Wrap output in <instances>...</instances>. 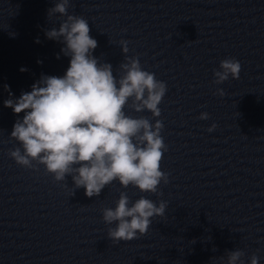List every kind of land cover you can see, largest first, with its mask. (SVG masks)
I'll return each instance as SVG.
<instances>
[{"label": "clouds", "instance_id": "clouds-1", "mask_svg": "<svg viewBox=\"0 0 264 264\" xmlns=\"http://www.w3.org/2000/svg\"><path fill=\"white\" fill-rule=\"evenodd\" d=\"M69 6L70 0H58L48 10L49 16L59 13L66 19L58 29L45 33L48 39L62 41L64 45L61 52L70 58L65 74L42 75L30 92L4 101V107L15 114L24 113L22 120L14 123L10 135L21 144L23 152L17 147L9 150L8 155L26 168H32L33 161L44 165L58 182L71 175L75 188L83 187L89 198L99 196L113 181L123 188L132 185L141 192L156 193L162 180L168 183V174L160 169L167 150L160 135L164 126L159 120L153 124L143 116L131 117L125 107L138 113L148 110L154 118L159 117L158 105L167 91L166 84L157 80L154 73L142 70L138 57L127 55L126 62L120 64L122 75L117 79L112 65L100 63L93 55L98 45L89 35L88 21L68 14ZM120 43L127 54L128 42ZM219 69L214 71L217 84L227 81L229 76L238 79L241 65L236 59L227 58L220 62ZM217 91L224 95L222 89ZM200 119H208V113H201ZM215 127L213 124L208 131ZM115 203V208L103 209V220L109 225L117 222L108 231L109 238L117 242L146 234L151 218L164 216L167 207L166 201L157 205L143 196L130 202L125 192ZM244 255L237 249L228 251L226 260L219 259L221 264H244ZM250 264H258L256 255L251 257Z\"/></svg>", "mask_w": 264, "mask_h": 264}]
</instances>
